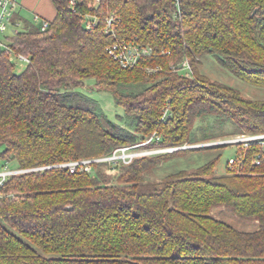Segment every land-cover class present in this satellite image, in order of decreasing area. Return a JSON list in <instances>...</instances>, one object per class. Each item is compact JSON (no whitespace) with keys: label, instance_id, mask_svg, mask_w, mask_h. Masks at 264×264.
Segmentation results:
<instances>
[{"label":"trees","instance_id":"1","mask_svg":"<svg viewBox=\"0 0 264 264\" xmlns=\"http://www.w3.org/2000/svg\"><path fill=\"white\" fill-rule=\"evenodd\" d=\"M52 3L46 31L16 13L20 31L0 37V161L27 170L0 188V264H264L262 147L180 149L73 173L61 167L147 141L143 148L200 144L192 142L195 125L210 117L235 125L223 140L263 134L264 100L200 68L212 57L264 89V0H81L75 11L67 0ZM87 14L98 18L92 28ZM111 17L113 34L106 32ZM117 43L154 55L124 69L109 53ZM15 55L30 63L18 70ZM185 62L190 71L180 70ZM86 81L90 93L112 96L124 127L81 92ZM227 148L237 163L219 175ZM193 152L217 154L191 172L147 179ZM217 206L258 220L257 229L214 217Z\"/></svg>","mask_w":264,"mask_h":264},{"label":"rangeland","instance_id":"2","mask_svg":"<svg viewBox=\"0 0 264 264\" xmlns=\"http://www.w3.org/2000/svg\"><path fill=\"white\" fill-rule=\"evenodd\" d=\"M20 4V0H17ZM21 7V6H20ZM18 8L16 13L21 16L23 19L33 22L34 16L30 13H27L24 9ZM21 9V10H20ZM2 9L0 7V14ZM20 12V14H19ZM21 18V19H22ZM3 42L2 38H0ZM15 60V57H12V60ZM26 65L18 63V70H22ZM200 71L211 78L213 81H218L228 86H231L237 90H239L245 97L254 100H264V89H259L256 87L249 86L242 81H240L233 74L223 70L213 59L212 57H207L202 62V67ZM93 84V81H86L85 88L81 91L82 93L88 94L91 98H94L98 103L104 108V110L110 115V117L119 125H124L121 123L120 118L122 116V111H120L116 106L112 99V96L107 93L101 94H92L88 90ZM235 130V125L229 121H221L216 117H210L208 120L199 119L197 124L195 125L194 134L195 141L200 144L195 145H185L183 147H191V148H200L204 146H211L223 143L229 139H221L224 136L230 134ZM211 139L216 141H212L211 143H206ZM210 140V141H211ZM205 142V143H203ZM142 149V148H141ZM143 151H153V149L146 150V148L142 149ZM2 151V148H0ZM233 148H227L223 154L222 159L219 162L217 167V172L219 175H222L226 171V166L228 159L233 155ZM217 154V153H216ZM214 153H202V152H193V153H180L177 155L178 157L174 160H170L169 162H163L159 167L153 169L148 175L147 179L153 181H162L168 175L174 173L178 169H188L190 172L195 170L196 167H199L205 163H207L211 158L215 157ZM5 163L0 161V172L4 170ZM10 167H15V165H8ZM212 214L216 218L223 219L224 221L233 224L237 228L245 231H253L258 227V220L252 218H246L235 213L231 207L229 206H217L212 210Z\"/></svg>","mask_w":264,"mask_h":264},{"label":"built area","instance_id":"3","mask_svg":"<svg viewBox=\"0 0 264 264\" xmlns=\"http://www.w3.org/2000/svg\"><path fill=\"white\" fill-rule=\"evenodd\" d=\"M72 10H76L78 6L81 4V0H67ZM20 4L17 0H0V7L2 9V12L0 14V37H3L4 35L11 34L16 35L20 31L21 25L19 23H14L13 19L16 14V10L19 8ZM88 19H91V21L87 22V27L92 28L95 26L98 22L97 17L90 16L87 14L85 16ZM115 19L113 17L107 19V28L106 32L113 34V23ZM49 27L48 22H43L41 24V30L46 31ZM0 45L3 48V44L0 41ZM110 55L113 57L115 61H117L122 68L124 69H134L140 66L141 62L148 57H152L154 55V51L152 48L149 47H142V46H136L131 45L127 43H117L113 45L109 49ZM15 60L18 63L27 65L30 63V60L26 58L23 55H15ZM180 70H186L190 71V65L188 62H185ZM229 140L224 141L223 143L216 144V145H222V144H229L232 146L235 150L244 148L245 150L252 148V147H262V152L258 154L256 157V165H260L262 161L264 160V133L263 134H249L244 133L240 135H236L233 137L228 138ZM149 141H147L145 144H148ZM145 144L137 145L134 147H123L117 149L112 156L96 159V160H84V161H78V162H70L61 165V167H67L70 169V171L73 173L75 172L79 167H81L85 171H91V165L93 163L98 162H109V163H124V164H130L133 162L134 159L139 157H144L148 155H156L161 153H172L174 151L180 150V149H189L191 147H178V148H166V149H153V151L147 152L143 151L144 149L142 146ZM212 146V145H211ZM142 148V149H141ZM149 150V149H146ZM242 162V161H241ZM237 163V157L231 156L228 164L230 166H233ZM27 172V170L22 169H11L8 166L4 167V170L0 172V188L4 185L6 180L14 175H18L21 173Z\"/></svg>","mask_w":264,"mask_h":264},{"label":"crops","instance_id":"4","mask_svg":"<svg viewBox=\"0 0 264 264\" xmlns=\"http://www.w3.org/2000/svg\"><path fill=\"white\" fill-rule=\"evenodd\" d=\"M20 6L22 10L24 9L27 13L34 16V23H49L56 16V8L52 0H20ZM19 18L22 17L19 16Z\"/></svg>","mask_w":264,"mask_h":264},{"label":"water","instance_id":"5","mask_svg":"<svg viewBox=\"0 0 264 264\" xmlns=\"http://www.w3.org/2000/svg\"><path fill=\"white\" fill-rule=\"evenodd\" d=\"M2 53V47H1V45H0V54Z\"/></svg>","mask_w":264,"mask_h":264}]
</instances>
